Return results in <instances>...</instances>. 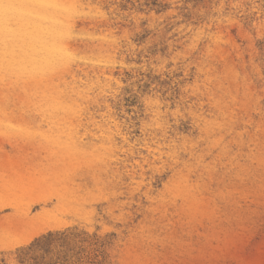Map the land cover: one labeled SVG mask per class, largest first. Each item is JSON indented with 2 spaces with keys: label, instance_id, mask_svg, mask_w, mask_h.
<instances>
[{
  "label": "rangeland",
  "instance_id": "obj_1",
  "mask_svg": "<svg viewBox=\"0 0 264 264\" xmlns=\"http://www.w3.org/2000/svg\"><path fill=\"white\" fill-rule=\"evenodd\" d=\"M212 1L0 0V264L74 226L111 264H264V16Z\"/></svg>",
  "mask_w": 264,
  "mask_h": 264
},
{
  "label": "trees",
  "instance_id": "obj_2",
  "mask_svg": "<svg viewBox=\"0 0 264 264\" xmlns=\"http://www.w3.org/2000/svg\"><path fill=\"white\" fill-rule=\"evenodd\" d=\"M191 9L211 7L212 0H189ZM217 4V2L215 3ZM257 4L259 7H253ZM148 10L161 13L165 7L157 5L156 0H145ZM188 9V6L185 7ZM251 13H248L251 11ZM261 11L264 16V0H252L245 3L246 25L254 21ZM241 12V10H239ZM257 49L264 53V38L256 41ZM107 242L97 233H89L78 227L48 231L34 238L28 244L16 248L13 252L14 264H111L106 252ZM5 264V263H4Z\"/></svg>",
  "mask_w": 264,
  "mask_h": 264
}]
</instances>
